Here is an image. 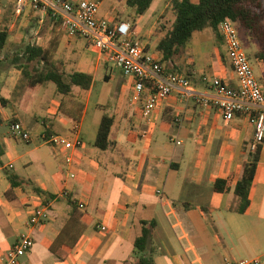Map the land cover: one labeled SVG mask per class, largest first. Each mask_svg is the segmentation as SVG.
<instances>
[{
  "label": "crops",
  "instance_id": "0c3cea01",
  "mask_svg": "<svg viewBox=\"0 0 264 264\" xmlns=\"http://www.w3.org/2000/svg\"><path fill=\"white\" fill-rule=\"evenodd\" d=\"M168 2L158 12L150 13L149 8L135 19L127 0H105L98 17L109 24L130 21L134 39L160 63L163 56L157 46L175 21ZM31 13L41 20L35 27L38 41L29 44L44 46L55 27L47 22L48 13L30 8L24 12ZM44 28L45 37L40 35ZM56 35L60 39L55 60L67 73L91 75L93 83L87 93L75 87L69 97L48 86L41 96L46 84L35 96H27L21 71L14 67L0 72V264L21 236H30L34 247L20 264H135L134 241L143 220L157 222L156 264H264V142L250 205L238 214L233 210L238 201L235 188L249 159L254 129L245 115L227 122L217 106L206 107L201 101L218 98L215 78L237 86L223 40L209 28L196 32L180 54L161 64L165 73L186 77L195 94L174 91L156 110L152 132L144 138L142 131L149 124L143 109L154 91L152 84L132 104L133 79L105 53L81 37L61 35L60 28ZM241 39L247 42L242 33ZM254 62L255 75L262 80L264 62ZM104 115L115 119L111 139L117 146L108 151L95 147ZM14 122L32 134L30 142L12 136ZM47 134L81 140L73 152L81 165L78 180H66L64 159L42 139ZM7 172L31 181L53 199L29 186L12 187ZM218 180H228L230 190L216 192ZM69 199L87 207V230L74 248L61 249L66 259L60 260L51 247L69 218ZM41 205L48 206V218L28 226ZM103 226L106 232H101Z\"/></svg>",
  "mask_w": 264,
  "mask_h": 264
},
{
  "label": "built area",
  "instance_id": "2783aa9c",
  "mask_svg": "<svg viewBox=\"0 0 264 264\" xmlns=\"http://www.w3.org/2000/svg\"><path fill=\"white\" fill-rule=\"evenodd\" d=\"M105 0H15L16 15L20 16L30 8L34 12L48 13L61 17L67 26L66 35L70 38L81 37L95 48L106 54L109 62L121 69L125 76L133 79L131 103L141 100L147 84L154 91L146 100L143 117L148 122L142 137L147 138L152 132L153 116L160 106L174 91L181 90L188 95L195 94L192 83L177 73H165L164 68L153 54H147L140 41L134 39L133 25L123 20L109 24L100 20V7ZM228 58L237 77V86L220 78L213 81V89L218 98H202V103L209 107L217 106L225 121L231 122L237 115L248 117L254 134L249 144V153L255 154L264 142V85L256 77L251 60L241 41L238 25L231 19H225L219 25ZM14 138L30 142L32 134L20 122L10 126ZM43 141L52 146L56 154L65 161L66 180H78L81 168L73 152L82 145L80 139L72 140L64 135H44ZM84 205V204H83ZM85 206V205H84ZM48 218V206L41 205L31 215L28 226L34 227ZM106 232V227L100 228ZM34 247L30 236H21L11 250L1 259V264H20V259ZM239 264H260L241 262Z\"/></svg>",
  "mask_w": 264,
  "mask_h": 264
},
{
  "label": "trees",
  "instance_id": "16d2710c",
  "mask_svg": "<svg viewBox=\"0 0 264 264\" xmlns=\"http://www.w3.org/2000/svg\"><path fill=\"white\" fill-rule=\"evenodd\" d=\"M153 1L127 0V5L135 10V19H137L145 14ZM168 10L172 12L175 21L157 46V51L163 56L160 64L180 54L191 42L196 32L209 28L214 31L218 40H223L219 32V25L228 18L238 25L240 38L242 33L248 42L259 44V49L254 51L253 58L264 62V0H169ZM46 20L55 27L52 31V38L44 46L36 44L25 46L12 61L13 66L22 73L26 95L35 96L47 83H53L56 93L64 97L72 96L75 87L87 93L93 83L92 76L79 72L67 73L64 65L55 60L60 39V36L56 35L57 28L61 29V35L66 33L65 22L61 17L54 16L51 11H48ZM41 33L45 37V28L41 30ZM9 37L7 30L0 32V72L1 65L5 60L3 53ZM260 81L264 85V78ZM114 123L115 119L110 115H104L101 119L95 142V147L99 150L108 151L117 146V143L111 139ZM260 152L261 146L255 154L249 155V159L244 165L242 178L236 185L235 194L238 201L233 210L238 214H244L250 205L249 193L256 175ZM3 155L4 146L0 141V166ZM7 176L12 187L29 186L37 195L53 199L52 195L35 186L31 181L21 179L11 172H7ZM229 190L230 182L228 180H218L215 183L216 192L224 193ZM69 204L71 207L69 218L51 247L52 253L60 260L66 259V254L61 253V249L63 247L74 248L87 230L83 221L87 207L71 199H69ZM141 225V233L134 241L135 253L138 257L135 264H156L155 258L160 254L154 239L157 222L143 220Z\"/></svg>",
  "mask_w": 264,
  "mask_h": 264
},
{
  "label": "rangeland",
  "instance_id": "374dc122",
  "mask_svg": "<svg viewBox=\"0 0 264 264\" xmlns=\"http://www.w3.org/2000/svg\"><path fill=\"white\" fill-rule=\"evenodd\" d=\"M168 0H155L153 4L150 6V13H156L162 6L164 2ZM196 1V0H195ZM15 0H0V32L7 30L10 37L8 40V44L3 53L5 60L1 65V71H5L9 68H14L12 61L13 59L21 53V50L24 49L29 43H36L38 41L39 35H37V30L35 29L39 20H41L40 16H34L31 14H21L20 16L16 15L14 4ZM29 24L25 26V24ZM43 33L40 32V35ZM244 48L251 60L252 65L255 64L253 53L254 47L257 46V50L259 49V44L255 42H247L242 39ZM55 87L53 83L46 84L45 88L42 90V95L46 93V87ZM50 155L54 154L49 149Z\"/></svg>",
  "mask_w": 264,
  "mask_h": 264
}]
</instances>
